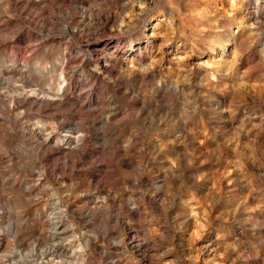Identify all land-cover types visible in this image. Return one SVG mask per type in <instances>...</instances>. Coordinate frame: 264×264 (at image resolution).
Listing matches in <instances>:
<instances>
[{
    "label": "rangeland",
    "instance_id": "rangeland-1",
    "mask_svg": "<svg viewBox=\"0 0 264 264\" xmlns=\"http://www.w3.org/2000/svg\"><path fill=\"white\" fill-rule=\"evenodd\" d=\"M18 250L264 264V0H0V262Z\"/></svg>",
    "mask_w": 264,
    "mask_h": 264
},
{
    "label": "bare ground",
    "instance_id": "bare-ground-1",
    "mask_svg": "<svg viewBox=\"0 0 264 264\" xmlns=\"http://www.w3.org/2000/svg\"><path fill=\"white\" fill-rule=\"evenodd\" d=\"M63 89V88H62ZM61 91V90H60ZM33 94H35V93H33ZM38 94V93H37ZM36 95V94H35ZM37 96V95H36ZM35 97V96H34ZM36 98V97H35ZM36 100V99H35ZM66 143H69V142H66ZM64 144V143H63ZM53 219V218H52ZM58 222H55V225L57 224ZM61 231V230H60ZM63 232V231H62ZM56 234H59V231L56 233ZM57 236V235H56ZM18 256H19V258H18V260H17V262L15 261V263L14 262H12V263H10V264H27V261L26 260H24V259H21V257H23V253H22V251L21 250H18ZM0 264H6V263H3V262H0Z\"/></svg>",
    "mask_w": 264,
    "mask_h": 264
}]
</instances>
